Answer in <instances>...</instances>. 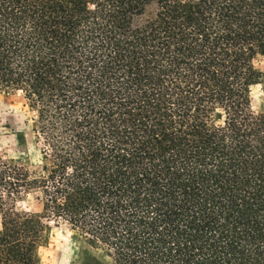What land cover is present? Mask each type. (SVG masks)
Wrapping results in <instances>:
<instances>
[{
	"label": "trees",
	"instance_id": "1",
	"mask_svg": "<svg viewBox=\"0 0 264 264\" xmlns=\"http://www.w3.org/2000/svg\"><path fill=\"white\" fill-rule=\"evenodd\" d=\"M259 58L264 0H0L40 157L0 155V264H38L50 220L107 264H264Z\"/></svg>",
	"mask_w": 264,
	"mask_h": 264
},
{
	"label": "rangeland",
	"instance_id": "2",
	"mask_svg": "<svg viewBox=\"0 0 264 264\" xmlns=\"http://www.w3.org/2000/svg\"><path fill=\"white\" fill-rule=\"evenodd\" d=\"M255 65L263 68L264 61L259 58ZM250 100L254 112L264 113L263 84L251 87ZM31 114L19 92L0 91V155L33 167L39 164L40 157L39 144L31 127ZM15 208L33 212L39 210V204L34 195L29 194L16 201ZM47 224L46 243L38 248V264H107L65 223L50 220Z\"/></svg>",
	"mask_w": 264,
	"mask_h": 264
}]
</instances>
